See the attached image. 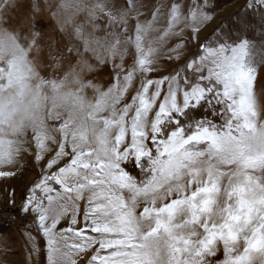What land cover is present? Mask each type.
I'll return each mask as SVG.
<instances>
[{
  "label": "snow or ice",
  "instance_id": "6c2138e0",
  "mask_svg": "<svg viewBox=\"0 0 264 264\" xmlns=\"http://www.w3.org/2000/svg\"><path fill=\"white\" fill-rule=\"evenodd\" d=\"M215 7L97 0L89 9L92 30H102L98 14L106 29L93 41L106 52L96 70L111 65L107 87L82 85L100 97L89 118L104 155L67 119L53 121L55 135L31 132L22 155L0 153V192L8 186L0 199L10 220L30 221L29 261L43 254L45 264H264V60H252L247 35L264 37V0H244V29L213 41L222 27L208 32ZM25 20L20 43L44 69L37 93L58 91L57 73L80 53L71 40L45 41L35 2ZM24 81L13 66L6 76L0 68V90L15 82L22 97ZM12 107L0 102V120ZM26 173L17 203L12 181Z\"/></svg>",
  "mask_w": 264,
  "mask_h": 264
},
{
  "label": "rangeland",
  "instance_id": "374dc122",
  "mask_svg": "<svg viewBox=\"0 0 264 264\" xmlns=\"http://www.w3.org/2000/svg\"><path fill=\"white\" fill-rule=\"evenodd\" d=\"M36 3L40 8V15L42 16L41 27L45 34V41L49 39H60L62 44H67L71 40L76 47L77 52L80 54H73V57L64 62L63 67L57 73L60 80H63V85L58 91H53L49 88L40 89L37 93V84L39 81L31 79L28 81V87L25 89V100L31 103V106L37 107L40 112L41 127L49 132L50 135L56 134V129L53 124L54 120L67 119L72 124V130L84 133L86 140L89 133L98 134L99 126L93 119L89 118L90 109L94 108L96 100H99L98 92L91 87H82L88 81H94L95 84L101 88L107 87L109 79V69L111 65L99 69L100 65L97 63L98 58H103L106 55L105 49L102 46H98L93 41L97 38H102L106 29H103L104 17L99 16L96 23L101 24L102 30L100 32H94L88 23L89 9H91L97 0H88L90 7L86 8L77 18V23L84 25V39L89 41L88 51H83V44L80 40H75L72 37L71 30H67L66 34L59 32L55 21L50 17L47 11H45L46 0H0V22L6 24L13 32L18 34L20 38V32L22 31L23 24L26 22V14L32 9L33 3ZM122 2V0H117ZM244 0H209V4H214L216 17L215 23L209 25L208 32H212L213 28L217 25H221L216 35H213L211 39L215 41L217 37H222L225 32L232 34L233 36L240 33L247 22V18L241 12V5ZM240 13L239 16L236 14ZM7 22V23H6ZM256 21H253L255 23ZM248 38L253 41L252 48V60L259 64L264 60V37L261 36L257 30L255 32L249 31L247 33ZM20 42V39H19ZM24 46V45H23ZM25 47V46H24ZM36 62V57L32 54ZM126 62L130 63L131 58H126ZM37 64V63H36ZM166 66V62H164ZM40 71L43 72L42 66L37 64ZM89 66L93 71H89ZM3 69V73L6 76L9 71V67L0 65ZM138 86V82L137 85ZM17 92L18 88L14 85L11 89L0 90V92ZM133 93H129V100ZM95 98V99H94ZM83 114V118L90 121L91 124L77 125V114ZM31 132L28 134L25 146L28 147L30 142ZM32 161L30 156L25 155L21 160L22 165L29 166ZM28 173L21 180H13L12 183L17 185V203H19V197L22 191V183L26 182ZM3 192H0V198L8 193V186L2 185ZM0 233L8 230H12L15 234L17 230H28L30 221L24 217H17L15 220H10L7 216V212H11L10 208L5 209L3 200L0 199ZM15 215V213H13Z\"/></svg>",
  "mask_w": 264,
  "mask_h": 264
},
{
  "label": "clouds",
  "instance_id": "9594fccd",
  "mask_svg": "<svg viewBox=\"0 0 264 264\" xmlns=\"http://www.w3.org/2000/svg\"><path fill=\"white\" fill-rule=\"evenodd\" d=\"M90 6L88 0H46L45 11L55 21L60 33L66 34L70 29L73 39L79 40L77 29L82 24L77 23V18ZM0 65L13 66L16 73L25 77L26 84L41 72L30 50L19 42L18 34L3 22H0ZM9 100L13 101V107L5 119L0 120V153L12 150L22 155L27 150L25 142L28 134L33 131H45V129L40 124L41 116L38 106H31V103L25 100V95L21 97L18 91L0 92V102ZM76 124L90 125L91 122L83 118V114L78 113ZM96 137L97 134L90 132L86 143L98 149V155L103 156L102 145L97 143Z\"/></svg>",
  "mask_w": 264,
  "mask_h": 264
},
{
  "label": "crops",
  "instance_id": "0c3cea01",
  "mask_svg": "<svg viewBox=\"0 0 264 264\" xmlns=\"http://www.w3.org/2000/svg\"><path fill=\"white\" fill-rule=\"evenodd\" d=\"M12 230L0 233V264H45V256L32 254L31 260L27 259L29 247L27 246L28 230ZM35 235V233H33Z\"/></svg>",
  "mask_w": 264,
  "mask_h": 264
}]
</instances>
